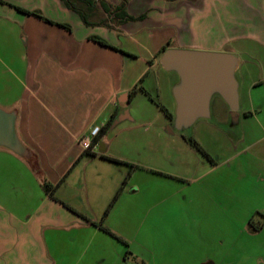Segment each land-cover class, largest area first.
Masks as SVG:
<instances>
[{
    "label": "crops",
    "instance_id": "crops-1",
    "mask_svg": "<svg viewBox=\"0 0 264 264\" xmlns=\"http://www.w3.org/2000/svg\"><path fill=\"white\" fill-rule=\"evenodd\" d=\"M127 11L146 17L91 27L62 0H0V108L16 113L28 151L0 147V264H127L122 241L98 223L122 236L130 222L136 236L148 208L150 223L169 225L167 241L153 239L166 264H264V0H130ZM168 49L238 57L239 115L214 95V120L197 122L190 137L211 160L170 128L180 78L161 64ZM135 87L144 90L130 98ZM157 95L173 119L163 121ZM133 104L141 121L155 113L163 121L145 171L112 150L108 132L97 152L81 144L96 125L131 121ZM44 182L57 186L54 198Z\"/></svg>",
    "mask_w": 264,
    "mask_h": 264
},
{
    "label": "water",
    "instance_id": "water-1",
    "mask_svg": "<svg viewBox=\"0 0 264 264\" xmlns=\"http://www.w3.org/2000/svg\"><path fill=\"white\" fill-rule=\"evenodd\" d=\"M161 64L166 71L176 72L180 83L174 88L176 100L175 129L195 125L199 119L211 118V100L220 95L233 117L239 115V83L236 78L237 55L187 49H168ZM0 147L26 157L27 149L16 131V113L0 108Z\"/></svg>",
    "mask_w": 264,
    "mask_h": 264
},
{
    "label": "rangeland",
    "instance_id": "rangeland-1",
    "mask_svg": "<svg viewBox=\"0 0 264 264\" xmlns=\"http://www.w3.org/2000/svg\"><path fill=\"white\" fill-rule=\"evenodd\" d=\"M104 19V15L100 14L98 17H96V21H100ZM155 104L160 109V111L163 113L161 115L163 121L164 117L166 116L165 113L161 110L159 104H161L160 99L157 96H155ZM134 107V110L132 108V113L134 117L131 119V121H125V122H119L117 125H114L109 131H108V140L112 139V150L115 151L117 154H125L128 157L132 156V159L136 161L134 163V166L140 170H144L145 168L143 166L139 165H150L152 157H153V151H155V148L158 147V145L161 142L159 138L161 136L158 135V131L162 129V119L156 117L155 113L153 116H150V118L142 119L140 120L139 115L136 113V111H139L140 106H136L135 104L132 105ZM214 113V112H213ZM213 119H199L197 121L198 123L204 122V121H213L214 120V114H212ZM136 118V119H134ZM232 119V118H231ZM235 123L238 122V120H233ZM195 123V125L187 128H182L180 130L176 129L174 131V134H184L187 137H189L188 140L192 139V135L195 133L196 126L198 123ZM172 121L170 128H175V123ZM223 128H227L225 130H230V132L237 133L240 130L234 129L235 126L228 127L226 125L222 126ZM169 128H167V131ZM221 134H218L222 139L227 140V138H230L226 133H224V130L221 129ZM163 135H166L165 130L162 131ZM238 136L234 135V138L236 139ZM160 149V147H159ZM128 168L131 170L132 165H129ZM132 171V170H131ZM130 178V174H129ZM151 186L148 187V189ZM146 190V189H145ZM148 191V190H147ZM150 191V190H149ZM121 195V194H120ZM116 197V196H115ZM150 195H147L146 191H142L140 195V201L145 204L149 200ZM115 199V198H114ZM113 199V201H114ZM118 200V199H117ZM111 202V204L113 203ZM116 202V201H115ZM111 204L107 207L106 212L109 210V207ZM115 204V203H114ZM113 204V205H114ZM113 207V206H112ZM111 207V208H112ZM110 208V210H111ZM147 208V207H145ZM109 210V211H110ZM145 214H147L146 219L141 220L139 224V233L136 234V236L133 235L131 223L129 222L125 227L122 229V236L119 237L123 243V245L126 248V251L124 252V259L127 261V264H166V255L164 257L159 256H153V250L155 249L154 241H157L155 237H160L167 241L168 239V230L169 225L167 224H161V222H157L156 224L150 223L153 219L152 215H149L148 213L151 212L150 208L144 209ZM106 214V213H105ZM104 220H101L98 225L103 224ZM149 223V224H146ZM105 226V225H104ZM124 226V225H123ZM125 230V231H124ZM115 234V233H114ZM154 235V236H150ZM157 235V236H155ZM153 239H155L153 241ZM119 240V239H118ZM120 241V240H119ZM166 245V246H165ZM165 246V247H164ZM160 249H163L165 252H167L168 247L167 244L159 245Z\"/></svg>",
    "mask_w": 264,
    "mask_h": 264
},
{
    "label": "trees",
    "instance_id": "trees-1",
    "mask_svg": "<svg viewBox=\"0 0 264 264\" xmlns=\"http://www.w3.org/2000/svg\"><path fill=\"white\" fill-rule=\"evenodd\" d=\"M62 1L67 6V8H69L72 11H74L75 13H77L80 16V18L83 20L85 25L91 26V27L104 26V27L113 29L114 27L111 25V23H115L116 26H118V25H122V24H125V23H128V22H132V21L143 20L146 17V16H141L139 18H136V17H134V16H132V15H130L128 13L127 7H128V4H129L130 0H123L122 4L120 6H115V5L111 4L110 2H108L106 0H62ZM167 1H177V0H167ZM15 8H17L19 11H22V12L28 14V15H33V16H35L37 18H40V19H43V20H45V21H47L49 23H53L49 19L45 18L43 16V14L41 12H39V11H27V10H24V9H22L20 7H15ZM100 9H102L103 12L107 15V18H104V19H102L100 21H96V17H98V15H100V13H99ZM58 25L61 26V27H66V25H62V24H58ZM91 40H93V41H95V42H97V43H99V44H101L103 46L110 47L109 44L104 39H102L101 37L91 36ZM114 49H116V48H114ZM118 51L121 52V53H125L123 50H118ZM143 90L144 89L142 87H139V88L135 87L129 93V97L133 98L139 91H143ZM159 106H160L161 110L165 113V115L169 119H173V114L167 108H165L161 104H159ZM113 125L114 124H113V119H112L102 128L101 135L106 134L110 130V128L113 127ZM189 142H191L205 157H207L208 159L211 160V157L209 156V154L202 148V146H200L198 144V142L196 140H194L192 138V139L189 140ZM106 159H109V160H112V161H115V162H118V163H123V162H121L119 160H115L113 158H108L107 157ZM128 179L129 178H127L124 181V183L122 184V186L119 189V191H118L113 203L109 207V210L113 206L115 201H117V199L119 198L120 194L122 193L123 189L125 188V186H126V184L128 182ZM43 188L48 194H50L54 198L57 186H54L50 182H44L43 183ZM109 210L106 212V214L109 212ZM258 214L259 213H257L256 215H258ZM253 218L249 222V227L254 232H258L261 228L254 225ZM99 227L103 231H105L106 233H108V234L116 237L120 241H122L109 228H107L103 224H100Z\"/></svg>",
    "mask_w": 264,
    "mask_h": 264
},
{
    "label": "built area",
    "instance_id": "built-area-1",
    "mask_svg": "<svg viewBox=\"0 0 264 264\" xmlns=\"http://www.w3.org/2000/svg\"><path fill=\"white\" fill-rule=\"evenodd\" d=\"M104 125H96L91 131L81 139V144L86 151L97 152L98 138L101 135Z\"/></svg>",
    "mask_w": 264,
    "mask_h": 264
}]
</instances>
